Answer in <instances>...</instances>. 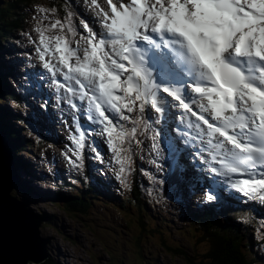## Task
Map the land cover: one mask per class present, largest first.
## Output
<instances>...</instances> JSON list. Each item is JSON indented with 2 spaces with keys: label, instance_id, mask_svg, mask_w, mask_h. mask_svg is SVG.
Instances as JSON below:
<instances>
[{
  "label": "snow or ice",
  "instance_id": "snow-or-ice-1",
  "mask_svg": "<svg viewBox=\"0 0 264 264\" xmlns=\"http://www.w3.org/2000/svg\"><path fill=\"white\" fill-rule=\"evenodd\" d=\"M90 6L101 30L81 20L87 35L76 47L69 37L77 35L72 14L62 20L56 18V8L37 6L36 51L53 77L60 72L79 86L69 85L67 91L87 99L88 118L102 126L119 165L117 177L130 170L135 125L148 127L146 111L171 114V108L179 107L182 119L197 117L187 126L207 138L206 150L218 164L211 172L243 177L229 179L231 188L264 202V0H105V6L90 0ZM125 111L140 114L130 129L117 122V116L131 119ZM76 131L71 140L79 159L85 132ZM165 136L170 159H177L181 149ZM158 147L153 150L159 156ZM213 191L209 201L219 196L218 187Z\"/></svg>",
  "mask_w": 264,
  "mask_h": 264
},
{
  "label": "rangeland",
  "instance_id": "rangeland-1",
  "mask_svg": "<svg viewBox=\"0 0 264 264\" xmlns=\"http://www.w3.org/2000/svg\"><path fill=\"white\" fill-rule=\"evenodd\" d=\"M77 1H81V0H77ZM63 8H64V5L61 4V10ZM33 11H34V6L29 7V13ZM83 12H85V10ZM3 13H5V9L3 10ZM32 21L33 20H29L28 18V20L25 21V25H24L25 28L29 27ZM19 37H20V41L24 42L23 36L19 35ZM4 39H5L4 37L0 38V47H3V46L7 47L9 43L10 44L13 43L12 42L13 40L11 39L9 43ZM28 144H29L28 145L29 149L34 151L33 145L29 142ZM31 157H34V153L31 155ZM13 193L14 195H16L15 190L13 191ZM17 197L22 199V196H19V194L17 195ZM55 203H58V202L56 200L48 199V200L39 202V204L34 203L33 204L34 206L32 205V207H35L40 213H45V212L56 213L58 216V219H55V218L53 219L52 221L53 225L47 224L48 227H45V228L41 227L42 236L50 237V238H51V234L56 236L55 245L53 243L51 244L52 238L50 239L49 250H50L51 256L55 258V261L58 264H60L61 257H63L64 255H70V251L66 250V248H71L73 252L79 257L84 256L88 258L89 261L86 264H102L101 260L107 259V255L104 254L105 246L110 248L109 246L110 243L114 244L115 246H121L123 251L124 249L128 250L127 255L130 258H134L135 251H134V245H133L134 241L132 240V238L136 236H137V239L139 238L142 239L144 237L151 239L153 236H156L154 237L155 243L157 244L164 243L168 247V249H171L175 245H178V242H185L184 245H182L183 248L194 249V250L199 248L200 249L199 254L202 253L201 248H202L203 243L210 244L207 233L203 234V231L193 229L194 226H188V227L187 225L184 226V223H187L188 225L189 223L180 220L175 215L173 216V214H171L172 216H168L167 220H161L156 211H154L155 215H153L150 212L151 218H150V223L148 224V227H147L148 230L144 231L142 229L140 231V229L137 227H134V226L131 227L130 225H127L125 223V220L122 214H120L118 211L112 208H107L99 203L93 206V208L90 211V214L88 215H76V214L67 215L62 210L61 207L51 206V204H55ZM150 210L152 209L150 208ZM65 216H68L67 221L70 224V226L63 230L61 229V225L64 222ZM107 222L113 225L112 228L108 229L105 226L104 223H107ZM157 222L161 224L160 228H155V224ZM64 224L68 226L67 223H64ZM89 226L93 228H99V231L101 232V238H102V242L101 243L96 242L97 247L91 249L92 253H96L99 248L102 250V253L99 252L93 257H90L88 253H86L85 251H82V249L79 248L77 245H73L72 243H70V237L73 234L77 233V229H81L82 234L90 238V241L87 244L89 247L90 246L92 247L93 244L91 245V242L97 241V238L96 236H93V234L90 232ZM182 226L185 227L184 232H182V229H181ZM173 227H177V228H173ZM169 228L171 230H169ZM127 230L130 232V234L126 233ZM161 230H163L162 233H160ZM185 232L187 234V237L190 239V243H187V244H186L185 238L183 237V234ZM251 237L252 235L248 231L246 235V241L250 240ZM127 240L131 242H127ZM219 240L220 239H218L217 237H214L211 239V242L213 244H217ZM51 245L53 247H51ZM251 249H252V253H250V256L253 255L256 261L260 262L257 264H264V244L258 241L255 245L252 246ZM159 253L166 264H177V263H174L169 258V256L166 254V252H164L163 250L160 251ZM147 255H149V253H147ZM14 259H15L14 260L15 264H22V262L25 261V254H21V255L16 254V256H14ZM26 259H29V256ZM63 261L65 262V259H63ZM157 261H158L157 264H161L160 260L157 259ZM228 262L229 261H226V263Z\"/></svg>",
  "mask_w": 264,
  "mask_h": 264
},
{
  "label": "bare ground",
  "instance_id": "bare-ground-1",
  "mask_svg": "<svg viewBox=\"0 0 264 264\" xmlns=\"http://www.w3.org/2000/svg\"><path fill=\"white\" fill-rule=\"evenodd\" d=\"M37 16V13H36V7H34V11L33 12H30L27 14V17L29 18V20H33L35 17ZM23 24L25 25V22H23ZM22 25V28L24 29L25 26ZM99 29V28H97ZM8 43L13 40L12 42L13 43H9V45L7 47H0V57L2 58V60L6 63V64H10L12 66V68L14 69V72L11 73L9 70L7 69H4V73L1 77V80H0V83H1V86L3 85L5 88L3 90V94L5 93L7 95L6 96V102L8 105H9V108H7L6 106H2L0 107V115H2V117H0V137L3 141V143L5 144L6 148L8 146L9 149H11V143L6 139V143L4 142V139H3V136H7V137H13L12 136V133L11 131L14 129L15 125L21 123V122H30V123H33L36 125V122H37V117H29L27 116V111H26V106L24 103H20V101H15L14 98L11 96V90H12V87H13V83L15 82V86L17 89L19 90H23L22 89V85L20 82L17 81V84H16V77H15V69H17L18 67L22 66L23 64V57H24V50H25V47H24V42L20 41V37L18 35H14V33L11 32L10 35H6V36H3ZM2 37V38H3ZM13 38V39H12ZM11 39V40H10ZM9 74H12V75H9ZM18 74V73H17ZM13 76V77H12ZM12 78H15V81L13 82V79ZM56 80H59L61 81L62 83H65L66 85V81L64 80V78L62 76H59L58 78H56ZM9 85V86H7ZM7 87H8V91H7ZM2 96V95H1ZM13 101L14 103H18L19 106L17 107H12L10 106V101ZM55 107V106H53ZM75 114V113H74ZM116 115V114H115ZM117 116V115H116ZM118 118V116H117ZM161 126H166L168 127V123L165 119L162 120L161 122ZM50 129V127H49ZM81 130V129H80ZM73 131V127L70 129V131L68 132H65V135H69L71 132ZM155 131V129H154ZM182 131V130H181ZM185 132L182 131V134L183 135ZM14 138V137H13ZM147 138H148V133H146V136H145V147H146V142H147ZM102 146H103V149H104V154H105V160L103 162V165L106 167V169H108L109 165H110V161H109V155H108V149H107V145H106V142L104 140V138L102 137ZM7 144V145H6ZM15 144H17V142L15 141ZM29 145V144H28ZM8 150V149H7ZM188 150V153L190 154V156L192 158H194L195 161H197V159H203L205 162L207 161V164L209 165L208 163V160L205 156H202L200 155L199 153H195L193 151H191L190 149H187ZM30 158L31 160L35 163V159L34 157H31V155L34 153V151L30 150ZM9 155H10V158H11V163L14 167V170H15V161L17 160V154H16V150L14 149V154H10V152L8 151ZM52 155V158L54 157H58L57 154L55 153H50ZM39 154L37 155H34V156H38ZM60 156V155H59ZM91 157L93 159H96V160H99L100 158L99 157H96L94 155H92L91 153ZM201 157V158H200ZM59 159V158H58ZM143 162H148V159H146L145 155L143 156ZM205 162H202L203 164H205ZM45 162L43 161V163L41 164H44ZM50 164H52L53 166L55 167H60L62 166L63 170L64 168H66V164L65 162H60V160H57V159H54V160H50L49 162ZM55 164V165H54ZM154 168L158 171H161V172H164V167H162V169H160L155 163H154ZM198 168L201 167V164L198 163ZM36 171L38 172V175L40 174V170H41V165L39 163H36ZM68 167V171L70 173V170H69V166ZM65 174L67 173L66 170H64ZM173 174V171L172 169L170 168V174L168 176V181H166L165 179H162L165 184H168L171 182V175ZM197 175L202 178L204 180V178L202 177V175H200V173L197 172ZM65 176H68L67 174ZM134 177L136 178V175H134ZM15 183H16V186L17 188L19 189V191L21 192V194L25 197V199L27 201H30L32 196H33V193H32V190L30 189V194H26L24 193L23 189H22V184H26V178H24V181L23 182H19L20 180V177L19 175L17 174V172H15ZM13 178V180H14ZM39 178H40V181L42 183V185L46 188H50L52 189L54 192H56V188H53V186H51L54 181L53 180H46V179H43V177L41 175H39ZM206 181V180H205ZM207 182V181H206ZM208 183V182H207ZM21 184V185H20ZM58 187V185H57ZM60 187V186H59ZM214 189V187H213ZM113 191H114V194H115V198L116 200H121L122 196H121V193L119 192V190L116 188H113ZM209 192V193H208ZM67 193V187L66 186H61V193H60V196L59 197H55L53 199H49L47 198L46 196L42 195L39 200L40 201H45V200H56L58 203H61V204H64L65 203V200L63 198V196ZM212 194L213 191H206V195L208 194ZM60 198V199H58ZM149 199H153V200H157L158 197L155 195H153L152 193L148 196ZM39 204V203H38ZM37 205V204H36ZM34 206V205H33ZM148 208L150 210V208L152 209V206L151 204L148 205ZM167 210L166 212H163L162 210H158L157 209V213L159 215V218L161 220H167L168 219V216H172L171 214H173V216H177V218H179V215L174 213V209H172V207L170 206H167ZM223 209L225 210V218H229V224L230 226L234 229V230H238L241 234H242V238L244 240L243 244L247 245V248L248 249H251L252 246L250 244V241H246V235L248 233V229L246 227H243V229L239 228L238 224H237V221H235V217H237V211H232L229 210L227 208V206L225 204H223ZM150 212L155 215L153 209L150 210ZM163 214V215H162ZM167 217H166V216ZM182 224V223H181ZM164 225V224H163ZM66 227L65 224H63V228ZM188 227V226H187ZM173 228H177V227H173ZM182 232H184V229L185 227L182 226ZM169 230H171L169 228ZM172 232V231H171ZM260 243H263L264 244V241L263 242H260ZM250 245V246H249ZM241 247L243 249H246L244 246H242L241 244ZM250 253H252V249L250 251ZM253 256V255H252ZM258 262V261H257ZM259 263V262H258Z\"/></svg>",
  "mask_w": 264,
  "mask_h": 264
},
{
  "label": "water",
  "instance_id": "water-1",
  "mask_svg": "<svg viewBox=\"0 0 264 264\" xmlns=\"http://www.w3.org/2000/svg\"><path fill=\"white\" fill-rule=\"evenodd\" d=\"M12 189V169L0 137V264H15L16 254H25L22 264L43 262L47 253L40 227L32 222L23 204L12 197Z\"/></svg>",
  "mask_w": 264,
  "mask_h": 264
},
{
  "label": "trees",
  "instance_id": "trees-1",
  "mask_svg": "<svg viewBox=\"0 0 264 264\" xmlns=\"http://www.w3.org/2000/svg\"><path fill=\"white\" fill-rule=\"evenodd\" d=\"M3 1H5V0H0V3L3 2ZM5 2H7V5H6L7 9L11 8L13 10L14 8L17 7V17L19 19L16 21L15 25L21 24V26L24 25L23 22L28 20L27 14L29 13V7H31V6L37 7L38 6V5H36L33 2V0H9V1L6 0ZM61 4H63L64 7H65V4H64L63 0H55V8L58 11L61 10ZM4 9L6 10L5 6H3L1 4L0 5V12L3 13ZM10 34H11V31L9 29V21L6 18V16H3L0 19V38H2L3 36H6V35H10ZM0 80H1V77H0ZM4 88L5 87L3 85L1 86V83H0V107L6 106L7 108H9V105L7 103H5L7 101L6 100L7 99L6 98L7 95L5 93L3 94ZM0 117H2V115H0ZM11 133L13 134V130L11 131ZM73 203L76 204V201L73 200ZM220 242H222V240ZM238 242H239L240 247H241V244H242V246H244L247 249L248 252H247V254L245 256L242 257L243 259H241V260H233L229 264H254V263L257 264L258 262L256 261L254 256L251 255L249 259L247 258V256L250 253L251 249H248L247 245L243 244L244 240L243 241L239 240ZM226 249H227L226 246L221 248L220 249V254L221 253L222 254H226Z\"/></svg>",
  "mask_w": 264,
  "mask_h": 264
}]
</instances>
